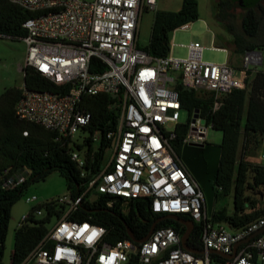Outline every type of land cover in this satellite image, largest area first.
I'll use <instances>...</instances> for the list:
<instances>
[{
  "label": "built area",
  "instance_id": "obj_1",
  "mask_svg": "<svg viewBox=\"0 0 264 264\" xmlns=\"http://www.w3.org/2000/svg\"><path fill=\"white\" fill-rule=\"evenodd\" d=\"M8 1L42 12L24 22L23 69L39 72L58 87L57 92L29 91L23 83L16 115L68 138L73 147L86 138L78 142L76 134L83 133L92 118L86 99L98 95L116 99L117 127L105 135L110 145L87 191L119 197L126 201L124 206L132 199L147 198L154 213L186 217L202 228L199 251H204H186L183 234L173 227L155 229L138 246L131 239L106 244L103 227L70 219L80 198L69 195L39 204L31 212L30 218L36 220L48 213L51 217L44 237L18 264H127L132 256L140 264H264V233L239 245L232 259L211 257L231 255L235 244L264 228V215L236 230L212 222L203 191L172 147L183 110L180 89L210 98L212 111H217L225 95L245 88L247 72L263 63L262 51L245 52L238 72L229 62L203 61V48L194 44L187 58L153 57L138 47L137 39L141 12L155 10L156 0ZM170 123L176 124L174 129L168 128ZM207 127L200 113L192 112L183 147L208 144ZM99 140L93 136L94 142ZM84 154L85 150L71 152L80 168L86 164ZM260 161L264 165V154ZM25 178H9L5 187H16ZM36 201L35 196L27 198L28 203Z\"/></svg>",
  "mask_w": 264,
  "mask_h": 264
},
{
  "label": "trees",
  "instance_id": "obj_2",
  "mask_svg": "<svg viewBox=\"0 0 264 264\" xmlns=\"http://www.w3.org/2000/svg\"><path fill=\"white\" fill-rule=\"evenodd\" d=\"M241 8L242 33L234 34L232 24L226 26L233 34L230 42L235 53L259 49L264 51V40L255 43L261 28L262 6L243 4L241 0H218L216 4L217 19L226 21L229 9ZM42 14L41 11L30 12L8 0H0V36L21 40L26 31L23 27L28 19ZM199 19L197 0H183L178 12L157 11L151 28L148 45L143 48L149 55L162 58L170 54L169 35ZM224 49L222 47H216ZM24 85L29 91L57 92L58 87L33 69H23ZM21 89L11 87L0 95V264H3L5 241L8 235L12 208L21 200L28 187L36 182L46 180L54 172L62 176L70 195L80 198V204L71 220L88 221L106 230L104 243L114 245L117 241L130 239L140 241L147 236L152 225L165 214L154 213L147 198L132 199L124 206L123 199L115 196L95 194L87 191L88 184L100 171L110 142L105 135L114 132L117 127V112L114 107L116 99L107 95H98L86 99V111L91 115L88 128L84 129L87 137L82 143H73L58 133L47 130L40 125L21 120L15 113V107L21 98ZM179 100L183 110L189 115L198 111L208 126L221 132L220 162L216 179L214 203L222 194L233 195V210L213 209L211 220L224 223L230 229L244 227L256 218L264 215V165L247 161L246 153L252 147L258 148L264 138V70L251 69L247 72L244 89H235L222 98L221 106L212 111V100L194 91L180 89ZM188 123L179 124L176 138L172 142L178 156H181L183 141L187 135ZM27 132L24 136L23 133ZM98 135L99 142L93 141ZM242 141V155L238 158ZM73 149L85 150L86 164L78 167L71 158ZM17 175H24V183L16 187H5V182ZM262 191L258 201L250 191ZM93 198V196H95ZM52 203L47 204L44 208ZM32 208L26 221L20 226L14 239L12 261L18 264L39 243L46 233V225L51 217L44 219L30 218ZM182 220H188L180 216ZM173 227L184 234L185 227L172 219H163L156 229ZM202 228L195 225L190 234L188 245L199 250L201 247ZM138 246V243H135ZM212 258L224 261L222 256L212 254ZM127 264H140L138 257L132 256Z\"/></svg>",
  "mask_w": 264,
  "mask_h": 264
},
{
  "label": "rangeland",
  "instance_id": "obj_3",
  "mask_svg": "<svg viewBox=\"0 0 264 264\" xmlns=\"http://www.w3.org/2000/svg\"><path fill=\"white\" fill-rule=\"evenodd\" d=\"M94 1V0H87ZM243 4H247L246 0H241ZM183 0H156V9L149 10L144 8L141 12L139 29H138V47L145 48L150 40L151 28L157 11L178 12L181 9ZM199 19L189 25L188 28L178 29L169 35L170 40V56L174 58H187L189 54V46L194 44L203 48L202 60L214 64H224L229 62L231 66L238 72L242 68V53H235L234 47L231 45L233 34L226 26L232 24L234 34H241V18L243 11L238 6L235 9H229L226 15V21L220 22L217 19L216 4L218 0H197ZM262 6L261 28L259 38L254 42L264 40V0H256ZM222 47L223 49H217ZM26 47L21 40H13L0 36V95L11 87L21 88L24 83L23 67L25 63ZM263 63L257 69L264 70V51H262ZM256 69V68H255ZM190 120L188 111L180 112L179 124H186ZM175 123L168 124L169 129H174ZM208 144L218 146L222 139V134L214 130L211 126L207 127ZM87 133H77L76 140L87 137ZM264 154V138H262L259 147H252L246 153V159L253 164H261L260 156ZM242 155V141L239 147L238 158ZM65 179L58 172L51 174L46 180L31 184L25 191L21 200L12 208L11 220L9 223L8 235L5 241V252L3 264H11L12 253L14 250L15 233L19 228L23 218L27 216L32 208L39 204H44L54 199L69 196ZM250 197L261 201L262 191L248 192ZM35 196L38 201L28 203L27 198ZM94 198V196H93ZM226 209L227 213L233 210L232 192L225 196L222 194L220 199L214 203L213 209ZM43 209V207H41ZM54 219L48 227L51 228L55 223Z\"/></svg>",
  "mask_w": 264,
  "mask_h": 264
},
{
  "label": "water",
  "instance_id": "obj_4",
  "mask_svg": "<svg viewBox=\"0 0 264 264\" xmlns=\"http://www.w3.org/2000/svg\"><path fill=\"white\" fill-rule=\"evenodd\" d=\"M220 153V146H215L211 144L199 146H184L181 153V160L184 166L192 175L193 179L196 181V183L204 193L205 206L209 216H211L214 206L215 188L213 182L215 181L218 172ZM163 219L175 220L185 227V232L182 235V246L186 251L191 252L193 254H204V251H199L197 249L191 248L188 245L190 234L194 228L193 222L190 220H182L179 216L173 214H165L160 219H158L152 225L147 236L140 241L135 242L133 234L131 232H128L130 239L138 244L147 241L156 229L157 223ZM262 233H264V228L252 234L245 240L235 244L234 251L231 255H225L221 253L219 254L226 259H232L234 258L237 247L239 245L250 241L251 239ZM209 253H213V251L210 250Z\"/></svg>",
  "mask_w": 264,
  "mask_h": 264
},
{
  "label": "crops",
  "instance_id": "obj_5",
  "mask_svg": "<svg viewBox=\"0 0 264 264\" xmlns=\"http://www.w3.org/2000/svg\"><path fill=\"white\" fill-rule=\"evenodd\" d=\"M246 2H247V4H249V5H254V4L256 3V0H246ZM189 25H190V24H189ZM189 25H187L186 28H188Z\"/></svg>",
  "mask_w": 264,
  "mask_h": 264
}]
</instances>
